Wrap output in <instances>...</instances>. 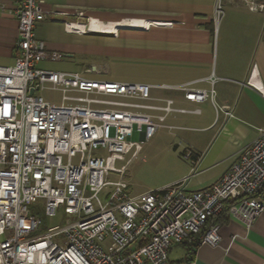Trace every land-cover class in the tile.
I'll use <instances>...</instances> for the list:
<instances>
[{"label": "built area", "instance_id": "1", "mask_svg": "<svg viewBox=\"0 0 264 264\" xmlns=\"http://www.w3.org/2000/svg\"><path fill=\"white\" fill-rule=\"evenodd\" d=\"M229 1L264 13L262 0ZM44 3L20 0L14 62L0 66V264H172L170 247L191 234L201 232L197 245H218L220 224L206 222L225 205L249 228L264 210V128L211 185L188 191L182 179L132 194L117 162L158 129L171 128L165 116L178 109L170 99L151 104L146 83L41 68L43 60L63 58L35 36L48 14ZM222 5L216 1L217 18ZM178 89L195 102L214 94ZM44 90L58 93L59 103ZM134 131L142 139L129 140ZM37 205L48 217L61 212L69 219L43 229L31 210Z\"/></svg>", "mask_w": 264, "mask_h": 264}, {"label": "crops", "instance_id": "2", "mask_svg": "<svg viewBox=\"0 0 264 264\" xmlns=\"http://www.w3.org/2000/svg\"><path fill=\"white\" fill-rule=\"evenodd\" d=\"M216 1L45 0L48 14L35 27L36 38L47 50L63 54L60 60L40 62L41 68L53 71L95 67L89 65L91 56L105 62L110 55L105 48L114 46L112 55L118 54L121 42L132 45L144 41L152 51L159 49V69L150 71L142 81L120 82L149 84L151 104L170 99L173 108L184 110L168 112L167 126H174L166 123L170 116L177 119L189 115L192 117L187 121L195 123L192 127L175 125L195 133L180 139L192 156L184 158L182 152L183 170L162 187L182 179L188 191L211 185L256 137L258 128H264V13L222 0V14L217 18ZM19 2L0 0V66L14 62ZM90 19L117 26L112 32L96 30L89 26ZM93 36H112L113 41L102 50L98 44L90 46ZM83 73L93 78L85 75L91 73ZM181 86L213 89L214 94L195 102L184 98V92L178 89ZM207 100L208 106L200 109L198 105ZM216 106L230 110L232 116L216 111ZM208 110L213 111L211 117ZM218 223L217 246L191 247L189 241L173 245L168 252L170 263L264 264V210L249 228L228 214Z\"/></svg>", "mask_w": 264, "mask_h": 264}, {"label": "rangeland", "instance_id": "3", "mask_svg": "<svg viewBox=\"0 0 264 264\" xmlns=\"http://www.w3.org/2000/svg\"><path fill=\"white\" fill-rule=\"evenodd\" d=\"M112 41V36H93L90 39V46L98 44L99 48L103 50ZM118 46L119 53L114 55H112L114 46L105 48L107 54H110L104 58L105 62L100 61L97 56H91L89 65L94 64L95 67L82 68L80 70L82 75L84 76L83 72H89L92 75H85L98 80L142 81L147 76L149 77L150 71L159 69L161 62L159 49L155 48L157 51H152L144 41L132 45L121 42ZM41 94L54 103L60 101L59 94L56 92L44 90L41 91ZM208 104L207 100L203 104H199L198 107L202 109ZM208 111H210L208 117H211L213 111ZM187 117L191 118L192 116L182 115L177 119L170 116L166 123L174 126L158 129L150 138L141 143L134 155L129 152L124 155V160L117 162V166L125 165L122 178L127 182L132 194L160 188L183 170L182 152L188 151L186 150L188 147L180 139L185 135L195 133L175 125L194 126L195 123L188 122ZM129 140L139 141L138 133L134 131ZM115 177L114 174H111L112 179ZM31 210L42 219L43 229L60 225L69 219L61 212L53 217H48L38 205L32 206Z\"/></svg>", "mask_w": 264, "mask_h": 264}, {"label": "trees", "instance_id": "4", "mask_svg": "<svg viewBox=\"0 0 264 264\" xmlns=\"http://www.w3.org/2000/svg\"><path fill=\"white\" fill-rule=\"evenodd\" d=\"M264 190V186H263V188H262V191ZM225 216H227V205H225V207H224V209H223V211L219 214V215H217V216H215V217H210V218H208V220H207V222H206V226H208L210 223H212V222H222V219H223V217H225ZM201 233V232H200ZM200 233H196V234H191V235H189L184 241H182L181 243H183V242H185V241H189L190 242V246L191 247H195L196 245H197V240H198V238H199V235H200ZM180 243V244H181Z\"/></svg>", "mask_w": 264, "mask_h": 264}, {"label": "bare ground", "instance_id": "5", "mask_svg": "<svg viewBox=\"0 0 264 264\" xmlns=\"http://www.w3.org/2000/svg\"><path fill=\"white\" fill-rule=\"evenodd\" d=\"M89 23H90V27L91 28H94L96 30H107V31H115V28L117 26V23H112V22H100V21H97L95 19H90L89 20ZM133 24H140L139 21H133ZM89 27V28H90Z\"/></svg>", "mask_w": 264, "mask_h": 264}, {"label": "water", "instance_id": "6", "mask_svg": "<svg viewBox=\"0 0 264 264\" xmlns=\"http://www.w3.org/2000/svg\"><path fill=\"white\" fill-rule=\"evenodd\" d=\"M33 92V88L32 87H30V89H29V93H32ZM140 138V137H139ZM140 139H142V138H140Z\"/></svg>", "mask_w": 264, "mask_h": 264}]
</instances>
